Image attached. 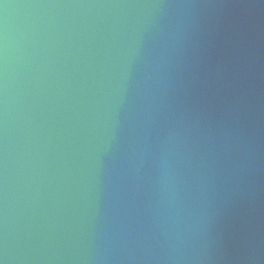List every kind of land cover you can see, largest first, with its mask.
Instances as JSON below:
<instances>
[{
  "label": "water",
  "instance_id": "water-1",
  "mask_svg": "<svg viewBox=\"0 0 264 264\" xmlns=\"http://www.w3.org/2000/svg\"><path fill=\"white\" fill-rule=\"evenodd\" d=\"M152 2H0V237L10 264H173L147 178L134 190L121 153L89 144L107 46L146 18L177 26L166 103L191 125L190 146L214 174L185 220L207 244L211 259L199 264H247L252 254L264 264V0L129 6Z\"/></svg>",
  "mask_w": 264,
  "mask_h": 264
},
{
  "label": "clouds",
  "instance_id": "clouds-1",
  "mask_svg": "<svg viewBox=\"0 0 264 264\" xmlns=\"http://www.w3.org/2000/svg\"><path fill=\"white\" fill-rule=\"evenodd\" d=\"M129 6L163 9L173 5L156 0ZM176 40L177 26H165L157 19L128 22L116 32L107 46V90L97 101L89 144L97 153L113 149L121 153L119 169L134 190L147 178L153 223L167 246V258L173 264L184 260L199 264L211 259L207 244H201L185 220L193 205L206 200L214 174L206 157L198 156L190 146L191 125L182 116L171 114L166 103L170 85L167 69ZM3 53L0 75L4 76L6 92V39ZM125 109V120H117L119 111ZM122 135L126 136L123 143ZM241 147L247 150L243 144ZM242 170L243 165L237 162L234 174L238 176ZM12 259L6 236L0 237V264H10ZM258 259L255 254L245 258L247 264Z\"/></svg>",
  "mask_w": 264,
  "mask_h": 264
}]
</instances>
